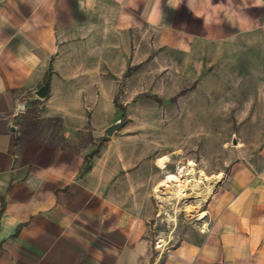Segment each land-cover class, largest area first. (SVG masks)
Returning a JSON list of instances; mask_svg holds the SVG:
<instances>
[{"label": "crops", "instance_id": "0c3cea01", "mask_svg": "<svg viewBox=\"0 0 264 264\" xmlns=\"http://www.w3.org/2000/svg\"><path fill=\"white\" fill-rule=\"evenodd\" d=\"M198 93L236 139L168 234L156 195L181 156L144 113ZM36 107L92 139L16 141ZM0 264H264V0H0Z\"/></svg>", "mask_w": 264, "mask_h": 264}, {"label": "rangeland", "instance_id": "374dc122", "mask_svg": "<svg viewBox=\"0 0 264 264\" xmlns=\"http://www.w3.org/2000/svg\"><path fill=\"white\" fill-rule=\"evenodd\" d=\"M230 82L234 81L230 80ZM149 98L150 101H153L150 103H154V105L150 104L148 111L144 113L145 117L148 120L165 118L168 123L165 127L159 125L145 130L149 135L159 139V149L164 145L165 151L173 150L180 153L181 156L179 159L166 162V169L171 170L169 175L167 174V178L173 180L165 182L157 189V217L166 226L168 233L174 229L180 218L195 215L196 209L205 199V191L210 185L211 187L216 185L221 173L225 172L231 161L230 153L236 136L235 130L223 127L225 122L222 121L221 113L216 106L212 110L201 106L202 95L200 93L193 98L194 103H192L191 110L187 108L181 110L180 108L179 112L172 106V102L179 101L178 96L171 99L154 94ZM213 98L216 100L217 97ZM123 114L125 113L121 109L118 116L121 117ZM176 114H180L179 117L173 118ZM34 121L37 126L32 132L46 141L78 149L92 139L91 132L84 130L78 134L77 139L69 142L64 141L60 124L41 118L38 107L35 111L23 114L20 121L21 130L25 129L28 123ZM226 142L227 145L224 146ZM210 153H212V160H208V163L200 159L202 154L209 155ZM188 157H193V159H188ZM171 189L179 196L171 195Z\"/></svg>", "mask_w": 264, "mask_h": 264}, {"label": "trees", "instance_id": "16d2710c", "mask_svg": "<svg viewBox=\"0 0 264 264\" xmlns=\"http://www.w3.org/2000/svg\"><path fill=\"white\" fill-rule=\"evenodd\" d=\"M49 120L56 121V122H58L60 124L59 119H49ZM36 126H37L36 121L28 123V126L22 132V135L20 137H16V141L19 140L21 137L23 138V137H28V136L32 135L33 134L32 131L34 130V128ZM60 126H61V124H60Z\"/></svg>", "mask_w": 264, "mask_h": 264}, {"label": "water", "instance_id": "95a60500", "mask_svg": "<svg viewBox=\"0 0 264 264\" xmlns=\"http://www.w3.org/2000/svg\"><path fill=\"white\" fill-rule=\"evenodd\" d=\"M39 95H41V93H39ZM123 120L120 119L112 124H110L105 130L104 132L106 133V135H112L115 131H118L120 129V127L122 126Z\"/></svg>", "mask_w": 264, "mask_h": 264}, {"label": "built area", "instance_id": "2783aa9c", "mask_svg": "<svg viewBox=\"0 0 264 264\" xmlns=\"http://www.w3.org/2000/svg\"><path fill=\"white\" fill-rule=\"evenodd\" d=\"M172 231H173V229H171V230L168 232V234H171ZM168 241H169L168 238H166V239L164 240V237H161V238H159V239L156 240L155 244H156L157 246H162L164 243H167Z\"/></svg>", "mask_w": 264, "mask_h": 264}, {"label": "bare ground", "instance_id": "6f19581e", "mask_svg": "<svg viewBox=\"0 0 264 264\" xmlns=\"http://www.w3.org/2000/svg\"><path fill=\"white\" fill-rule=\"evenodd\" d=\"M171 191H172V192H171ZM170 194H171V195H175V196H177V197L179 196V195L176 194V192H175L174 190H172V189L170 190ZM202 194H203V193H202ZM199 202H200V201H199Z\"/></svg>", "mask_w": 264, "mask_h": 264}]
</instances>
